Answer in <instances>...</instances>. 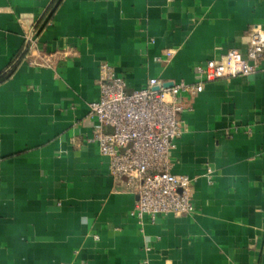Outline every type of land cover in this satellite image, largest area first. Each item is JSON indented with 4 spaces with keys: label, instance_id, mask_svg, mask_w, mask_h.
<instances>
[{
    "label": "crops",
    "instance_id": "crops-1",
    "mask_svg": "<svg viewBox=\"0 0 264 264\" xmlns=\"http://www.w3.org/2000/svg\"><path fill=\"white\" fill-rule=\"evenodd\" d=\"M256 25L264 0H0V264H264V73L206 83L183 113L172 172L194 180L192 215L140 223L90 141L102 63L130 93L197 83Z\"/></svg>",
    "mask_w": 264,
    "mask_h": 264
},
{
    "label": "built area",
    "instance_id": "built-area-1",
    "mask_svg": "<svg viewBox=\"0 0 264 264\" xmlns=\"http://www.w3.org/2000/svg\"><path fill=\"white\" fill-rule=\"evenodd\" d=\"M37 48L32 27L24 53L37 56ZM174 54V50L166 51L168 60ZM30 64L50 66L48 58L39 63L33 59ZM196 72L197 83L172 82L168 87L164 80L150 79L144 88L130 93L114 66L107 62L99 66V98L90 104V117L100 128L90 141L108 160L110 176L125 182L136 196L132 216L140 223L146 217L155 221L158 216L194 214V180L172 172L171 152L184 134L182 115L193 111L192 100L204 91L206 83L264 73V27L252 28L245 54L230 50L197 66ZM103 127H111L113 132L106 133Z\"/></svg>",
    "mask_w": 264,
    "mask_h": 264
},
{
    "label": "water",
    "instance_id": "water-1",
    "mask_svg": "<svg viewBox=\"0 0 264 264\" xmlns=\"http://www.w3.org/2000/svg\"><path fill=\"white\" fill-rule=\"evenodd\" d=\"M168 87H172V84H168Z\"/></svg>",
    "mask_w": 264,
    "mask_h": 264
}]
</instances>
